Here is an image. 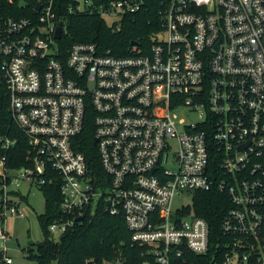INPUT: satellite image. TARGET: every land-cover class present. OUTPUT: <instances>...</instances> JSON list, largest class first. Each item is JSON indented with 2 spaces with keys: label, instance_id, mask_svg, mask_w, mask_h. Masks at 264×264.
I'll list each match as a JSON object with an SVG mask.
<instances>
[{
  "label": "built area",
  "instance_id": "2783aa9c",
  "mask_svg": "<svg viewBox=\"0 0 264 264\" xmlns=\"http://www.w3.org/2000/svg\"><path fill=\"white\" fill-rule=\"evenodd\" d=\"M156 2L158 28L125 55L98 42L65 45L69 15L96 14L117 32ZM63 8L0 0V96L29 144L28 164L10 168L5 152L16 140L0 137L3 261L14 264L8 218H26L32 190L57 184L54 239L103 210L124 218L141 264H264V0H70ZM87 122L101 172L77 148ZM206 191L230 202L214 247L193 208ZM185 192L192 206L175 207ZM119 255L103 264H124Z\"/></svg>",
  "mask_w": 264,
  "mask_h": 264
},
{
  "label": "trees",
  "instance_id": "16d2710c",
  "mask_svg": "<svg viewBox=\"0 0 264 264\" xmlns=\"http://www.w3.org/2000/svg\"><path fill=\"white\" fill-rule=\"evenodd\" d=\"M64 4L62 14L70 0H59ZM159 4H154L147 13H140L135 18H126L120 31L112 32L105 20L96 14L69 15L66 18L68 35L65 45L76 41L98 42L105 50H110L117 56L129 52L132 41H149L150 35L158 28ZM68 15V14H66ZM8 136L16 143L5 154L7 165L17 168L27 165L26 160L29 144L24 131L12 119L9 101L0 96V137ZM93 126H87L79 136L80 144L77 148L84 151L94 172H101V165L97 155V148L93 141ZM4 151L1 149L0 154ZM54 188V190L52 189ZM46 199L45 211L38 215L43 227L44 237L41 241L30 243L26 249L28 258L33 261L29 264H87L94 260L96 264H103L105 260H115L123 252L126 259L124 264H141L142 248L131 242L122 216H113L103 210H98L93 216H86L81 222L70 228L62 237L52 238L48 230L49 223L59 216V200L61 198L56 186L44 187ZM230 206L227 194L219 191L198 192L193 208L197 216L203 217L210 224V240L214 247L221 242V221ZM0 264L3 254L0 253ZM15 264V263H14ZM200 264H210L209 258Z\"/></svg>",
  "mask_w": 264,
  "mask_h": 264
},
{
  "label": "rangeland",
  "instance_id": "374dc122",
  "mask_svg": "<svg viewBox=\"0 0 264 264\" xmlns=\"http://www.w3.org/2000/svg\"><path fill=\"white\" fill-rule=\"evenodd\" d=\"M182 118H188L183 116ZM29 211L26 218L10 216L7 221L11 237L8 239V255L14 259L15 264L33 263L28 258L26 249L30 243L41 241L44 237L43 227L38 215L45 210V199L40 189L34 188L29 196ZM192 206V194L181 193L174 201V206ZM59 236H56L58 238ZM53 264H57L54 262Z\"/></svg>",
  "mask_w": 264,
  "mask_h": 264
},
{
  "label": "water",
  "instance_id": "95a60500",
  "mask_svg": "<svg viewBox=\"0 0 264 264\" xmlns=\"http://www.w3.org/2000/svg\"><path fill=\"white\" fill-rule=\"evenodd\" d=\"M62 37V29H61V27H59L58 29H57V33H56V38H58V39H60ZM138 42L137 41H132V45H135V44H137ZM83 220V217L81 216V217H78L77 219H76V221L77 222H81ZM63 235H61V237H62Z\"/></svg>",
  "mask_w": 264,
  "mask_h": 264
}]
</instances>
